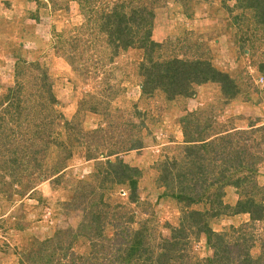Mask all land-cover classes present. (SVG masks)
I'll return each mask as SVG.
<instances>
[{
    "label": "rangeland",
    "instance_id": "obj_1",
    "mask_svg": "<svg viewBox=\"0 0 264 264\" xmlns=\"http://www.w3.org/2000/svg\"><path fill=\"white\" fill-rule=\"evenodd\" d=\"M116 9L131 45L114 52ZM258 22L235 0H0V264H264ZM172 59L232 88L178 94ZM240 194L260 219L233 214Z\"/></svg>",
    "mask_w": 264,
    "mask_h": 264
},
{
    "label": "trees",
    "instance_id": "obj_2",
    "mask_svg": "<svg viewBox=\"0 0 264 264\" xmlns=\"http://www.w3.org/2000/svg\"><path fill=\"white\" fill-rule=\"evenodd\" d=\"M235 1L239 3L240 8H243V9L252 8L258 16V21H259L258 23L264 26V20H262V18L259 17L260 15L264 18V0H235ZM122 15L123 14L121 12H118L116 9L115 11H112L108 15L105 16L106 18L105 23H106V26L108 25L107 27H108L110 37L111 36L114 37L113 38V43H115L114 48H113L114 52H117V50L120 48L125 49L127 47H130L131 45L129 44L130 43L129 38L126 36V34L131 36L130 28L127 27L126 25H123L125 23V20L123 19ZM132 15L134 16L135 12H133ZM110 18H113L114 21L111 20ZM146 33L147 34L145 35V38L143 39V41H148L149 39V32H146ZM149 45L152 47H155L161 44H158L151 40L149 42ZM149 59H150V56H149ZM157 67H161L162 68L161 70H163V72L168 75V78L171 80V83L174 84L173 85L174 87L178 86L177 88H175V90H173L174 92H177L178 94L185 93L188 84L193 83V82L194 83H198V82L225 83L224 90L229 91L230 88H232V85H229L230 84L229 82L227 83L226 75L216 70L212 65L208 64L207 62L187 61V60L183 61L179 59H172V60H168L166 62L160 63ZM261 70L264 71V63L261 64ZM226 86H228V88H225ZM230 95H233V94L230 93ZM16 107H19V103L16 104ZM2 114H3V111H2ZM7 115L9 116V114ZM10 115H11V120L20 119L22 115V110H17L14 113L10 112ZM0 119L1 120L3 119L1 116V113H0ZM9 135L13 136V138L15 137L14 132L11 130H10ZM23 142L24 140H22L21 143ZM229 153L236 154V152H233V151L232 152L229 151ZM10 161H11V158L8 162ZM12 162L15 163L14 160H12ZM132 172H136V170L133 169ZM225 176H222V177L219 176L218 178L221 179V181L223 180V184H225V186H229L231 182L228 180V178H226L227 176L226 177ZM124 177L126 178L128 177L130 179L131 184H135V181L134 179H132L131 176H126V174H124ZM239 183H241V181L234 182L233 184L235 186H239ZM253 186L254 185L250 186V190L253 188ZM187 195H188V192L186 191L184 194H181L180 196H176V199L180 200L181 202L182 200L187 199L188 197ZM241 196L243 197H241L240 200L237 201L235 207L232 209L233 214H248L250 218L253 220L260 219L262 217L263 207L260 204L254 202L255 200L253 196H250L247 194L241 195ZM114 214H117V213L114 212ZM197 231L198 232L201 231L202 233H205L210 238L213 237L212 232L210 231V229L206 228V225L204 223H202L201 226L198 227ZM118 235H119V238L123 240V238L127 234L119 231ZM124 241L125 240H123V242ZM125 243L127 247L129 246L131 248V250L137 251L135 244L138 243V241L134 242V244H131V242H128V243L125 242ZM236 243L237 242H235L234 244H231V242H229V244H225V245L221 243V248L223 249L227 248L229 250L227 252L229 255L231 254L230 249L238 250L236 247L231 246V245L236 246L237 245ZM133 254H135V252ZM135 255H137V253Z\"/></svg>",
    "mask_w": 264,
    "mask_h": 264
}]
</instances>
